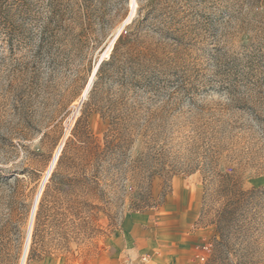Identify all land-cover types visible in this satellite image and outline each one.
<instances>
[{
	"label": "rangeland",
	"instance_id": "1",
	"mask_svg": "<svg viewBox=\"0 0 264 264\" xmlns=\"http://www.w3.org/2000/svg\"><path fill=\"white\" fill-rule=\"evenodd\" d=\"M135 2L0 0V264H264V0Z\"/></svg>",
	"mask_w": 264,
	"mask_h": 264
},
{
	"label": "built area",
	"instance_id": "2",
	"mask_svg": "<svg viewBox=\"0 0 264 264\" xmlns=\"http://www.w3.org/2000/svg\"><path fill=\"white\" fill-rule=\"evenodd\" d=\"M149 262V256L147 255H141L137 261H129L128 264H148Z\"/></svg>",
	"mask_w": 264,
	"mask_h": 264
},
{
	"label": "bare ground",
	"instance_id": "3",
	"mask_svg": "<svg viewBox=\"0 0 264 264\" xmlns=\"http://www.w3.org/2000/svg\"><path fill=\"white\" fill-rule=\"evenodd\" d=\"M131 3L133 4V6H135V4H136L135 0H131ZM88 88H89V86H88ZM88 88L86 89L85 93L87 92Z\"/></svg>",
	"mask_w": 264,
	"mask_h": 264
},
{
	"label": "trees",
	"instance_id": "4",
	"mask_svg": "<svg viewBox=\"0 0 264 264\" xmlns=\"http://www.w3.org/2000/svg\"><path fill=\"white\" fill-rule=\"evenodd\" d=\"M103 64V62L102 63H100V65H99V67H98V70H97V72L99 71V69H100V67H101V65Z\"/></svg>",
	"mask_w": 264,
	"mask_h": 264
}]
</instances>
